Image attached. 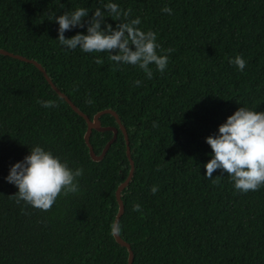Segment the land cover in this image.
<instances>
[{"label": "trees", "instance_id": "trees-1", "mask_svg": "<svg viewBox=\"0 0 264 264\" xmlns=\"http://www.w3.org/2000/svg\"><path fill=\"white\" fill-rule=\"evenodd\" d=\"M107 3L130 9L127 21L139 17V29L157 34V53L169 57L163 73L150 65L148 79L109 53L59 44L49 13L89 11L84 28L64 33L71 38L86 35L87 20ZM105 15L113 29L122 22ZM0 49L37 62L89 119L106 109L117 114L134 165L118 222L132 264H264V186L239 193L219 169L213 184L204 167L213 155L206 138L230 115L240 107L264 112V0H0ZM237 55L243 71L230 63ZM46 100L58 106L41 107ZM99 120L118 129L111 114ZM86 128L33 64L0 54V264H127V250L110 233L115 192L130 170L125 139L118 129L103 159L93 161ZM112 136L91 131L96 155ZM35 146L84 169L80 191L46 212L18 205L11 197L18 188L5 179Z\"/></svg>", "mask_w": 264, "mask_h": 264}, {"label": "clouds", "instance_id": "clouds-1", "mask_svg": "<svg viewBox=\"0 0 264 264\" xmlns=\"http://www.w3.org/2000/svg\"><path fill=\"white\" fill-rule=\"evenodd\" d=\"M161 11L172 14L169 7H164ZM106 12L107 17L122 21L115 29L110 24H105ZM130 12V9L122 12L116 3H107L104 10L96 8L87 20L86 35L77 33L71 38H65L64 33L76 27H85L84 20L89 16L86 8H77L59 16L49 13V20H55L59 25L57 40L61 46L69 50L80 48L84 53H109L108 58L117 65L123 63L136 66L148 79H152L150 65L154 64L157 71L163 73L169 57L157 53L160 46L155 32H145L137 27L141 23L139 17L127 21ZM173 51L171 48L166 50L167 53ZM103 62L100 58L95 60L97 64ZM230 63L236 65L240 71L246 67V61L239 55ZM133 83L139 87L142 82L136 80ZM86 102L92 103L91 100ZM38 103L44 108L58 106L52 100ZM156 126L154 123L153 127ZM206 143L211 147L213 155L204 166L205 178L212 180L213 184L218 183L212 176L219 169L231 178L234 189L239 193L258 191L264 186V112L240 107L219 126L217 135L206 138ZM83 173V168L73 170L66 161L62 162L50 151L35 146L22 161L10 167L9 175L5 179L18 188V192L11 196L18 205L23 201L25 205L46 212L52 209L61 195L68 196L80 191L78 178ZM150 191L155 195L159 188L154 185ZM133 211L141 212V205L134 204ZM120 231L119 223L114 221L110 226L111 235L116 236Z\"/></svg>", "mask_w": 264, "mask_h": 264}, {"label": "water", "instance_id": "water-1", "mask_svg": "<svg viewBox=\"0 0 264 264\" xmlns=\"http://www.w3.org/2000/svg\"><path fill=\"white\" fill-rule=\"evenodd\" d=\"M0 54L3 55V56L12 57L14 59H17V60H20V61H23V62H27V63L33 64L39 71H41L43 73L45 79L50 84V86L52 87V89L56 92V94L60 98L64 99L65 102L69 105V107L76 114H78L79 116H81L85 120L86 125H87V128H86V132L84 134V142H85V144H86V146L88 148L89 156H90V158L93 161H100V160H102L103 157H104V155L107 153V151L109 150L110 146L112 145L113 141L115 140V138L117 136L118 129L122 132V134L124 136V139H125V144H126V157L129 160L130 170H129V173H128L126 179L118 186V188H117V190L115 192V197H116V201H117V204H118V212L116 214V217H115V220L114 221L119 222V219H120V217L122 216V214L124 212V206H123V203H122V200H121V192L129 184V182H130V180H131V178L133 176L134 165H133V161H132L131 156H130V149H129V145H128L127 133H126L125 128L121 124V122H120L117 114L114 111H112V110H107L106 109V110L100 111L97 114H95L93 116L92 120L89 119L63 93H61L55 86H53L51 80L46 75V73L43 70V68L37 62L32 61V60H28V59H26L24 57H21L19 55H15V54L9 53L7 51H4L3 49H0ZM103 114H111L115 118V120H116V123L118 125V129L115 128V127H103L101 125V123H100V120H99L100 117ZM92 130L99 131V132L111 131L113 133L112 138L106 143V145L104 146L102 152L99 155H96L94 153L93 148H92V146L89 143V138H90V135H91V131ZM113 237H114L115 242L119 246L124 247L127 250V252H128L127 264H132V262H133V252L131 250L130 245L128 243H126L125 241H123L121 239V237L119 236V234L116 235V236H113Z\"/></svg>", "mask_w": 264, "mask_h": 264}]
</instances>
